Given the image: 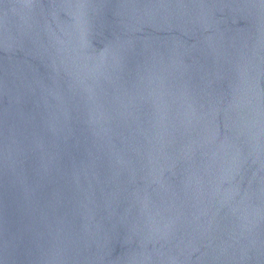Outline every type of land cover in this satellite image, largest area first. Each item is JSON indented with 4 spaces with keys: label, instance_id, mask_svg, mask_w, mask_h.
I'll use <instances>...</instances> for the list:
<instances>
[{
    "label": "water",
    "instance_id": "water-1",
    "mask_svg": "<svg viewBox=\"0 0 264 264\" xmlns=\"http://www.w3.org/2000/svg\"><path fill=\"white\" fill-rule=\"evenodd\" d=\"M0 264H264V0H0Z\"/></svg>",
    "mask_w": 264,
    "mask_h": 264
}]
</instances>
